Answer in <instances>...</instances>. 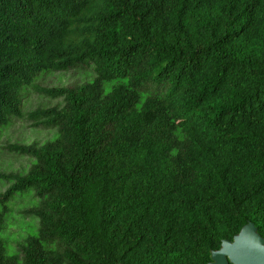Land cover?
Masks as SVG:
<instances>
[{"label": "trees", "instance_id": "16d2710c", "mask_svg": "<svg viewBox=\"0 0 264 264\" xmlns=\"http://www.w3.org/2000/svg\"><path fill=\"white\" fill-rule=\"evenodd\" d=\"M90 68L81 85L47 73ZM30 88L60 100L24 114ZM7 205L36 226L0 264H212L247 228L264 244V0H0ZM230 264V263H229Z\"/></svg>", "mask_w": 264, "mask_h": 264}, {"label": "rangeland", "instance_id": "374dc122", "mask_svg": "<svg viewBox=\"0 0 264 264\" xmlns=\"http://www.w3.org/2000/svg\"><path fill=\"white\" fill-rule=\"evenodd\" d=\"M94 78L90 68L78 67L64 73H47L37 79V84L41 86H74L81 85ZM60 100L48 99L30 88H26L22 93L21 109L24 114L39 107H53L60 105ZM56 130L45 127H32L26 118L12 119L10 123L0 128V173H18L25 171L31 164L30 158L7 150L8 144L31 145L34 143L44 144L52 141L56 137ZM9 184L0 180V194L4 193ZM31 198H16L7 205V211L3 216V223L0 219V237L10 252L17 248V244L22 242L33 227L36 226L33 218L25 211L32 205ZM2 208L0 207V214ZM223 256L222 252L218 254Z\"/></svg>", "mask_w": 264, "mask_h": 264}, {"label": "water", "instance_id": "95a60500", "mask_svg": "<svg viewBox=\"0 0 264 264\" xmlns=\"http://www.w3.org/2000/svg\"><path fill=\"white\" fill-rule=\"evenodd\" d=\"M222 252L223 256L218 254ZM264 264V244L250 228L243 231L232 243L225 242L221 251L214 254L212 264Z\"/></svg>", "mask_w": 264, "mask_h": 264}]
</instances>
